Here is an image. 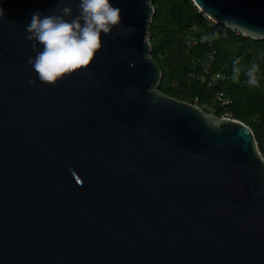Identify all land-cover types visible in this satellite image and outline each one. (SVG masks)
Returning a JSON list of instances; mask_svg holds the SVG:
<instances>
[{"label":"water","instance_id":"water-1","mask_svg":"<svg viewBox=\"0 0 264 264\" xmlns=\"http://www.w3.org/2000/svg\"><path fill=\"white\" fill-rule=\"evenodd\" d=\"M191 1L264 39V0ZM77 2L0 0V264H264L253 132L157 90L152 0H110L93 62L39 80L26 27Z\"/></svg>","mask_w":264,"mask_h":264},{"label":"trees","instance_id":"trees-1","mask_svg":"<svg viewBox=\"0 0 264 264\" xmlns=\"http://www.w3.org/2000/svg\"><path fill=\"white\" fill-rule=\"evenodd\" d=\"M152 1L154 13L150 23L152 21L158 22L160 27L157 32H149L151 35L149 38L150 55L157 64L161 74L157 90L180 101L194 104L206 113V107L216 106L213 114L217 117H220L225 110L229 111L234 119L245 123L251 128L258 150L264 158L262 153L264 134H261L257 127L246 117L248 112L257 114L260 117L264 111V39L256 40L243 36L221 23L210 24L195 9L191 0L177 1L180 6L179 14L184 20L182 26H179L178 31L183 29V33L180 35L176 29V22H173L172 19L168 22L170 27L165 28L166 26L160 18L159 7L157 6L158 1ZM150 23L148 29H151ZM193 26L199 29L191 28ZM186 33H194L196 36V44L191 54L185 56L184 60L174 62L171 68L164 66L163 63H166V59L172 51L171 44L176 36L181 37L184 44ZM166 45L168 48L164 50L163 48ZM162 49L163 58L161 61L156 60L154 52ZM210 49L215 51L212 68L225 74L223 96L226 99H230L231 103L224 107H219L216 104V88L206 89L205 82L201 80L195 81L190 78V72L193 67L198 69L207 63L206 54ZM163 60L164 62L162 63ZM252 64L258 66L257 80L260 81V85L251 88L252 85L248 83L246 72ZM171 79L182 87L181 97H178V94L169 88H159L162 84H168Z\"/></svg>","mask_w":264,"mask_h":264},{"label":"clouds","instance_id":"clouds-1","mask_svg":"<svg viewBox=\"0 0 264 264\" xmlns=\"http://www.w3.org/2000/svg\"><path fill=\"white\" fill-rule=\"evenodd\" d=\"M59 4L64 5L65 0H59ZM77 9L75 16L68 6L52 9L53 14L45 16L36 12L26 27L27 39L33 42L32 49L37 52L28 63L42 83L55 85L64 76L87 68L102 49V34H111L121 24V9L114 7L110 0H78ZM0 15H3L2 8ZM132 31L133 28H127L126 34ZM38 44L43 46L42 51H38ZM258 70L256 64L247 70L249 85L258 83ZM29 83L35 84V81Z\"/></svg>","mask_w":264,"mask_h":264},{"label":"rangeland","instance_id":"rangeland-1","mask_svg":"<svg viewBox=\"0 0 264 264\" xmlns=\"http://www.w3.org/2000/svg\"><path fill=\"white\" fill-rule=\"evenodd\" d=\"M157 6L159 7V12H160V18L162 20V23L165 24V28H169L170 25H168L169 20H173V22H176V29L178 34H182V30H179V26H182V24L184 23L183 17L179 14V10H180V6L177 3L178 0H157ZM153 2V1H152ZM193 3V2H192ZM194 5V4H193ZM195 6V5H194ZM195 9L203 16L202 12H200V10L195 6ZM204 17V16H203ZM206 19V18H205ZM207 21H209L208 19H206ZM210 24H215L212 21H209ZM151 29H148V32H157L160 30L159 27V23L152 21L150 23ZM191 28H196L199 29L196 26H193ZM151 36V35H150ZM149 36V38H150ZM244 36V35H243ZM168 46H164V50L167 49ZM163 49L162 50H157L156 52H154V57L156 58V60H160L163 58ZM171 52L170 55L167 57L166 59V63L164 62V60L162 61V63L164 64V66H168L169 68H171L172 64L176 61L179 60H184L185 56H189L185 53V46L182 43L181 37L176 36L174 42L171 44ZM158 52V53H157ZM159 57V58H157ZM260 85V81L258 80V83L256 85H252V87ZM159 88L163 89V88H169L172 91H175L178 94V97H181L182 94V87L177 85L176 82L174 80H170L168 84H162L159 86ZM217 105L220 104L216 103ZM206 111L207 113H211L213 114L214 110L216 109V106H208L206 107ZM230 113V112H229ZM231 114V113H230ZM247 119L253 123L257 129L259 130V132L261 134H264V111L262 113V115L259 117V115L257 114H253V113H247L246 114ZM262 153L264 154V148L262 149Z\"/></svg>","mask_w":264,"mask_h":264},{"label":"built area","instance_id":"built-area-1","mask_svg":"<svg viewBox=\"0 0 264 264\" xmlns=\"http://www.w3.org/2000/svg\"><path fill=\"white\" fill-rule=\"evenodd\" d=\"M203 16L206 19H208L209 21L216 23L214 20L209 19L206 15L203 14ZM195 44H196L195 34L194 33H186L184 36V46H185V53L187 55L191 54ZM214 59H215V51L210 49L206 54L207 63H205L201 68H198V69L193 67L192 71L190 72V78L195 80V81L201 80V81L205 82V88L206 89L216 88L217 91L215 94V101L220 104V107H224V106L230 104L231 100L226 99L223 96L224 88H225V74L220 72V71H215L212 68L211 65L214 62ZM195 63H193V64H195ZM221 117L233 118L232 115L227 110L224 111V113L221 115Z\"/></svg>","mask_w":264,"mask_h":264}]
</instances>
